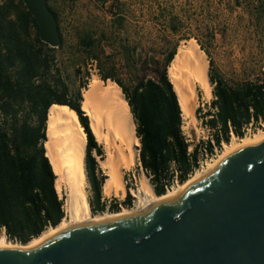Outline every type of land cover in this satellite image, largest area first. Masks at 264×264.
I'll use <instances>...</instances> for the list:
<instances>
[{
  "label": "trees",
  "instance_id": "1",
  "mask_svg": "<svg viewBox=\"0 0 264 264\" xmlns=\"http://www.w3.org/2000/svg\"><path fill=\"white\" fill-rule=\"evenodd\" d=\"M46 1L58 21L59 47L40 39L39 25L23 0H0V237L5 235L9 241L23 245L67 217L65 200L56 190L57 175L45 149L48 115L57 107L68 108L85 129L86 163L93 191L91 210L94 215L106 212L102 188L107 178L97 177L98 162L93 156L94 151L102 158L105 153L96 142L89 117L82 111L83 89L88 90L89 85L72 88L59 67L57 50L64 47L62 27L59 14L50 0ZM82 44L90 50L96 41L86 35ZM177 50L168 55L164 65L155 63L156 77L136 78L132 92L112 73L101 69L102 80L116 82L130 106L141 140L142 168L158 196L171 188L176 172L181 184L191 177L201 149L214 152L210 141L191 145L183 134L182 109L168 74ZM80 74L81 70L76 69V78L80 79ZM209 75L214 85L215 111L207 114L210 119L205 126L221 148L222 137L230 143L229 123L235 135L243 138L242 127L252 117H264V83L229 85L215 72L212 60ZM120 205L131 209L132 195L128 193L122 203H113L109 212H120Z\"/></svg>",
  "mask_w": 264,
  "mask_h": 264
},
{
  "label": "rangeland",
  "instance_id": "2",
  "mask_svg": "<svg viewBox=\"0 0 264 264\" xmlns=\"http://www.w3.org/2000/svg\"><path fill=\"white\" fill-rule=\"evenodd\" d=\"M50 4L59 14L64 38V47L57 50L58 65L72 88L86 83L89 89L96 79L104 82L103 70L112 73L132 92L136 78L156 77L155 63L164 65L174 49L179 50L191 40L197 42L201 51L205 49L209 69L212 60L215 72L229 85L239 84L252 75L264 76V0H50ZM86 35L96 41L90 50L82 44ZM78 68L80 79L75 75ZM86 91L83 89V94ZM190 91V95L195 94L193 112L187 119L183 116L182 131L191 145H200L212 136L205 125L210 119L207 114L215 111V95L207 101L197 84ZM203 155L201 149L199 158ZM105 158L106 153L104 158L96 157L98 178H107L101 167ZM138 162V167L124 174L127 194L132 195L137 206L143 196L142 182L149 179L141 160ZM56 175L57 184L60 176ZM64 183L60 188L56 185V190L60 199L65 200L68 186ZM88 192L93 199L90 181ZM127 194L123 197L119 191L107 196L102 188V204L107 209L115 202L122 203ZM64 209L67 213L66 200Z\"/></svg>",
  "mask_w": 264,
  "mask_h": 264
},
{
  "label": "water",
  "instance_id": "3",
  "mask_svg": "<svg viewBox=\"0 0 264 264\" xmlns=\"http://www.w3.org/2000/svg\"><path fill=\"white\" fill-rule=\"evenodd\" d=\"M23 2L40 39L59 47L47 1ZM0 264H264V141L138 215L65 228L31 249L0 248Z\"/></svg>",
  "mask_w": 264,
  "mask_h": 264
},
{
  "label": "bare ground",
  "instance_id": "4",
  "mask_svg": "<svg viewBox=\"0 0 264 264\" xmlns=\"http://www.w3.org/2000/svg\"><path fill=\"white\" fill-rule=\"evenodd\" d=\"M209 62L195 40L182 45L175 55L169 69V79L178 95L182 115L187 119L193 112L192 103L195 94L191 89L197 84L208 101L213 96V87L209 77ZM190 89V90H189ZM82 110L90 119V128L103 147L106 158L101 161L107 179L103 191L107 196L122 191L123 197L127 194L125 172L132 171L140 165L138 152L141 140L136 134V125L130 106L120 89L113 81L107 85L96 79L84 93ZM194 105V104H193ZM190 117V116H189ZM46 155L50 159L56 174H59L57 188L61 182L67 184L66 207L68 216L56 227L44 232L28 244H19L9 241L5 235L0 237V248L4 249H31L38 246L48 237L58 231L75 225L98 223L104 220L138 215L144 212L153 203L179 195L192 181L210 171L217 163L232 152L261 141H264V130L252 136L244 137L241 142L232 141L226 144L211 163L193 173L185 182L169 189L163 196L154 192L149 179L142 182L143 196L135 208H124L117 213L92 214L88 192V176L86 171L87 134L79 119L68 108L57 107L48 115ZM223 148V149H224ZM178 187V188H176Z\"/></svg>",
  "mask_w": 264,
  "mask_h": 264
},
{
  "label": "built area",
  "instance_id": "5",
  "mask_svg": "<svg viewBox=\"0 0 264 264\" xmlns=\"http://www.w3.org/2000/svg\"><path fill=\"white\" fill-rule=\"evenodd\" d=\"M244 82H251V83H257V84L262 85L264 83V76H263V74H262V76L261 75H252L251 77H249L248 79H246L245 81H243L241 83H244ZM250 111H251V113H253V109H251ZM229 127H230V135H231L230 142L233 139H237V140L242 139V138H239V137H237L235 135V132L233 130V127H232V125L230 123H229ZM260 130H264V117H259L258 119L252 117L251 121L248 124H245L242 127V132H243V136L244 137L252 136L253 134H255L256 132H258ZM208 141H210L213 144V146H214V152L211 153V152H208L206 149H203L204 155L198 159L196 166L193 168L194 169V171H193L194 173L197 172L198 170L203 169L210 162H212L222 152V150H223V148H224V146L226 144V142L224 141L223 137H222V142H221V145H222L221 148H219L215 144V140H214V138L212 136L210 138L204 140L203 142L206 144ZM140 151L141 150L139 148V160H140ZM189 152H192V149L191 148L189 149ZM172 166L173 167H176V163L173 162L172 163ZM149 180H150V178H149ZM179 184H180V181H179V173L176 172L175 173V176H174V180H173V185L171 186V188H173V187H175V186H177ZM153 188H154V186H153ZM136 206L137 205L135 203H133V207H136ZM109 207L110 206L107 207L106 212H109ZM3 234H5V233H3Z\"/></svg>",
  "mask_w": 264,
  "mask_h": 264
},
{
  "label": "crops",
  "instance_id": "6",
  "mask_svg": "<svg viewBox=\"0 0 264 264\" xmlns=\"http://www.w3.org/2000/svg\"><path fill=\"white\" fill-rule=\"evenodd\" d=\"M93 156L96 158L97 157V153L96 151L93 152ZM97 171H98V168H97Z\"/></svg>",
  "mask_w": 264,
  "mask_h": 264
}]
</instances>
